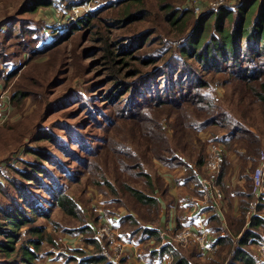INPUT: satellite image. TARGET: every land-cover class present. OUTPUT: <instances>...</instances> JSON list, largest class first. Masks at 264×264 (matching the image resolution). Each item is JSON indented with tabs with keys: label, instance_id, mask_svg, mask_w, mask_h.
Returning <instances> with one entry per match:
<instances>
[{
	"label": "trees",
	"instance_id": "trees-1",
	"mask_svg": "<svg viewBox=\"0 0 264 264\" xmlns=\"http://www.w3.org/2000/svg\"><path fill=\"white\" fill-rule=\"evenodd\" d=\"M68 1L26 0L27 4L22 11L35 14L40 9L50 8L51 10L46 11L47 18L52 23H58L52 8L64 5L68 7ZM190 7L191 0H101L96 9L82 15L66 28L68 33L66 30L58 32L54 27L51 35L58 34V38L50 46L37 50L42 40L38 36L33 37L30 28L23 34V38L28 46L30 42L35 41L33 49L36 51L32 53L43 56L50 49L53 50L61 40L69 39L74 32L82 28L94 30L96 41L100 43L98 51L102 53L101 59L108 67L105 70L106 75L109 81L119 84L118 88L106 97V100L110 101H113L111 97L116 91L120 93V97L129 89L121 92L123 82L118 83L117 72L122 65L127 69L128 75L139 77L142 73L141 66H155V71H159L169 64L164 57H170L178 64L177 70L183 68L188 71V77L172 82L171 86L161 91L163 97L156 99L152 105L145 106L142 113H132L129 117L122 116L121 113L116 115L115 120L122 124V129L126 127L127 133L114 140L110 148H107L108 155L103 160H107L108 167L111 168L109 174L112 176L107 179V175L104 176L100 168V180L96 182L95 188L106 198V216H113L115 213L107 204L114 209H126V214L118 221V231L126 236L127 240L140 244L143 248L140 258H147L150 264H154L163 255L162 248H155L162 244L160 209L161 203L168 200L169 191L167 180H162L156 171L154 174L148 169L153 168V165L155 168L157 163L169 169L183 166L185 170L182 181L187 186L197 183L198 178L189 161L185 163L183 160V157L187 159L185 150L191 152L193 149V123L190 119L184 120L182 114H176L174 121L168 117L183 109V106H193L194 111L199 114V120H209L210 126H219L221 131L232 133L228 137V132H225L227 137L222 135L221 142L228 150L237 151L240 166L242 164L239 175L243 183H234L231 174L232 163L228 161L220 143L224 159L216 185L225 195L227 212L222 222L217 215L210 214L212 208H209L206 211L209 214L204 220L209 231L216 237L217 250L211 256H203L192 244L182 248L168 242L161 247L171 253V264H259L255 255V240L264 232V218L256 216L251 218L247 225L245 223L249 203L253 200L249 173L257 165L262 149L261 136L258 135L260 132L264 134V0H234L233 5L221 4L220 8L208 10L197 19H194L195 14ZM115 29L120 30L122 36L110 42L109 31ZM131 35L138 36V45H142L137 50L142 49L144 45L150 47L155 41L162 44L175 41L178 46L176 49L153 48L150 54L146 55L144 52L143 57L137 58V64L131 66L125 59H130L133 55L124 54L123 58H118L117 52L110 48L112 42L120 45L128 41ZM118 64L120 66L115 69ZM218 73H225L229 81L233 82L231 96L239 106L249 109L256 105L260 108L255 109L257 113L260 112L255 119L246 116V125L234 118L232 124L223 122L224 112L216 104V96L211 89L213 83H210L208 78V75H211L214 79ZM13 76L15 70L10 71L7 78ZM4 77L6 78V75ZM25 95L27 97V92L25 94L18 90L10 97V103ZM248 101L252 102L251 106ZM196 102H202L203 105H192ZM231 125L235 128L230 131ZM169 128L172 130L168 134L166 129ZM47 138L50 140L49 136ZM24 151L33 157L29 160L35 162L28 164L29 160H22L25 170L18 169L17 173L28 187H32L38 184L39 175L44 177L46 174V170L41 168L38 169L37 175L32 172V169L41 165L39 157L45 156L43 152H37L34 146H28ZM190 156L189 154L188 158ZM204 163L201 159L195 160L198 168ZM245 171L248 172L247 176L244 175ZM8 185L18 191L27 187L22 184L15 185L12 181H9ZM102 186L104 191L101 190ZM42 190L45 191L44 188ZM20 199L23 210L20 206L12 205L9 208H0V252L6 257H18L16 264H33L37 259L40 242L50 241L49 236L47 240L44 239V229L33 223L40 216L48 218V214L43 213L41 207L33 204L26 196L22 195ZM234 200L235 215L232 212ZM54 203L63 213L72 219L75 217L80 222L74 234L82 236V247L72 251L73 256L80 258L78 264H113L103 256L94 255L103 248V245L93 239L96 217L94 216L95 222L88 223L84 217L76 216L74 211L78 207L77 198L72 194L61 192L54 197ZM263 205L264 200L258 210ZM179 228L177 225L176 230ZM24 235L29 237L26 244L23 242ZM27 244L31 245L32 249ZM183 250H186L187 254L182 253ZM71 261H74V257ZM125 261H122V264H125ZM6 264L15 263L10 261Z\"/></svg>",
	"mask_w": 264,
	"mask_h": 264
},
{
	"label": "rangeland",
	"instance_id": "rangeland-1",
	"mask_svg": "<svg viewBox=\"0 0 264 264\" xmlns=\"http://www.w3.org/2000/svg\"><path fill=\"white\" fill-rule=\"evenodd\" d=\"M74 1L69 0L68 7L64 5L52 8L53 16L58 22L52 23L46 13L51 10L50 8L40 9L35 14L23 13V7L27 4L26 0H0V94L5 97V103L0 99V118L4 119L0 121V208H9L12 205L20 206L23 210L20 196L24 195L33 204L40 206L43 213L48 214V218L40 216L33 223L44 229L45 240L48 236L50 237L49 242L44 240L40 242L37 259L33 261V264H74V261H71L74 257L72 251L82 247V236L74 234L80 222L75 217L72 219L71 216L63 213L55 205L54 197L61 192L67 195L72 194L77 198L78 207L74 211L76 216L84 217L85 222L88 223L95 222V216L96 223L93 228L97 230L102 226L101 217L109 216H106L104 212L106 198L95 188L96 182L100 180L98 170L101 168L104 176L107 175V179L112 176L111 173L109 174L111 168L108 167L107 160L103 159L107 157V148H110L114 140L127 133L126 127L122 129V124L115 120L116 115L121 113L122 116L129 117L132 113H140V111L142 113L145 106H150L156 99L163 97L161 91L171 86L172 82L188 77V71L183 68L177 70L178 64L174 63L175 59L171 60L170 57H164L169 64L159 71H155V66H141L142 73L139 77L128 75L124 65L118 64L115 65V69L120 66L117 74L118 83L123 82L121 92H125L126 88L129 89L120 97V93L116 91L111 97L113 101H110L106 100V97L116 90L119 84L109 81L106 75L105 70L108 67L101 59L102 53L98 51L100 43L96 41L97 36L94 35V30L82 28L74 32L66 41L61 40L53 50L50 49L43 56L33 54L32 52L36 51L33 49L35 41L30 42L28 46L23 38V34L29 28L32 30L33 37L38 36L42 40L37 49L41 50L57 41L58 34L51 35L54 27L58 32L59 30L65 32L66 28L78 18L101 4V0H91V2L81 0L77 5ZM219 1H222L224 5L234 4V0H192L190 8L201 4V12L199 11L194 19L208 10L218 8L210 3L219 4ZM78 9L82 11L78 13ZM120 32L116 29L109 31V41L122 36ZM131 36L128 41L120 45L112 42L110 47L117 52L118 58H123L124 54L133 55L130 59H125L131 66L137 64V58L143 57L144 52L146 55L150 54L153 48L176 49L178 46L175 41H166L164 44L155 41L150 47L144 45L142 49L137 50L142 45H138L140 44L138 36ZM13 70H15V76L7 78L8 73ZM208 78L209 82L213 83L211 89L216 96L212 94L216 104L224 112L223 122L232 124L235 119L246 125L248 122L246 116L255 119L260 114L255 111V109L260 110L256 105L245 109L246 106H239L237 101H234L231 96V88H234V85L225 73H218L214 79L208 75ZM224 80H226L225 83ZM18 90L25 94L27 92V97L26 95L22 98L17 97L10 103V97ZM248 102L251 106L252 102ZM200 103L203 105L202 102L192 103V105L198 106ZM193 108V106H183V109L168 116L174 121L176 114H182L184 120L190 119L193 123V137H195L193 149L191 152L188 149L185 150L187 159L183 157L184 162L189 161L198 178L203 170L202 166L196 167L195 160L201 159L205 162L208 146L221 143L228 161L232 163L231 174L235 180L234 183H243L239 175L242 164L240 166L237 151L228 150L221 142V136L227 137L225 132L228 131H221L219 126H210L209 120H199V114ZM229 128L231 131L235 127L231 125ZM171 130L166 129L168 134ZM260 133L258 136H261V153L264 150V134ZM230 135L232 133L228 132V137ZM28 146H34L37 152L45 154H43L45 157H39L41 165L32 169V172L37 175L38 169L41 168L46 170V174L44 177L39 175L38 184L32 187H28L17 173L18 169L25 170L22 160L33 158L24 151ZM189 154L191 156L188 158ZM33 162L35 160H29L28 164ZM155 168L153 165V168L148 171L151 173L156 171V174L161 179L167 180L168 184L171 181L167 185L168 191L179 190L176 187L178 181L174 172H179L185 167L169 169L157 163ZM247 173L245 171L244 175L247 176ZM9 181L15 185L22 184L27 187L21 191L14 190L8 185ZM182 184L183 187L190 189L183 181ZM101 190H105L103 186ZM193 192L188 196H196V192ZM223 196L222 207L227 206L225 195ZM107 207L115 211L113 215L122 217L126 214L124 207L114 209L108 204ZM98 209H101V213ZM1 218L0 210V220ZM28 238L24 235L25 244ZM27 245L32 249L31 245ZM102 245L106 246V242ZM54 250L59 251L60 254L55 256L52 253ZM63 253H67V257L62 256ZM182 253L187 254L186 250ZM18 260V257H6L0 252V264L10 261L16 264Z\"/></svg>",
	"mask_w": 264,
	"mask_h": 264
},
{
	"label": "built area",
	"instance_id": "built-area-1",
	"mask_svg": "<svg viewBox=\"0 0 264 264\" xmlns=\"http://www.w3.org/2000/svg\"><path fill=\"white\" fill-rule=\"evenodd\" d=\"M81 0H75L74 4H78ZM91 2V0H86ZM192 1V0H191ZM192 4V3H191ZM222 1L217 3H210L212 6H220ZM192 6V5H191ZM74 7V6H73ZM72 7V8H73ZM83 7V5L81 6ZM195 16L201 12L200 4L192 7ZM80 9L77 10L79 13ZM0 99L3 102L5 97L0 94ZM4 119H1L2 121ZM224 159L223 147L218 143L210 144L208 146V156L205 163L202 166L203 175L198 177L196 185V196L190 198V218L194 219L192 225L184 226L179 229H175L173 233L167 234L160 232L162 238V244L157 246L155 250L162 248L163 255L161 257V264H171V253L161 246H165V243L173 242L181 247H186L190 244L194 245L199 254L208 256L213 254L217 250L216 237L209 231L204 222V218H201L203 214V208L211 207L215 210L216 214L223 217V209L221 203L223 201V192L216 185L217 176ZM251 179V193L253 200L249 203V211L246 214V223L253 217L264 218V205L258 210L259 205L264 200V150L260 153L257 160V165L250 173ZM101 213V209H98ZM261 212V213H260ZM220 218V219H221ZM102 226L94 231L93 239L102 245L106 242V246H103L102 251L95 253V256H103L106 260L113 264H122L123 260H126L128 255V247L131 244L126 236L122 235L116 226V215L106 218L101 217ZM223 221V219H221ZM118 224V223H117ZM165 242H164V240ZM55 256L60 254L59 251L54 250L52 252ZM255 255L259 264H264V232L259 238L255 240ZM62 256L67 257V253H63ZM61 260L64 261L63 258Z\"/></svg>",
	"mask_w": 264,
	"mask_h": 264
},
{
	"label": "crops",
	"instance_id": "crops-1",
	"mask_svg": "<svg viewBox=\"0 0 264 264\" xmlns=\"http://www.w3.org/2000/svg\"><path fill=\"white\" fill-rule=\"evenodd\" d=\"M184 168L181 169L179 172H174L176 173V177H177V183H178V189L179 190H170L169 191V198H168V202H162L161 203V209H160V232L164 233L166 236L167 234H171L173 233V231L176 229L177 225L181 228L184 226H188V225H192L193 220L190 218V198L191 196H188L191 193H194L193 191H197L196 190V185L197 183H192L189 184L190 189L188 190L187 187H183L182 184V176L184 173ZM171 183V181H169V184ZM168 184V182H167ZM168 184V185H169ZM211 208V207H206L203 208V214H201V218H205L208 216L209 212L207 213L206 211ZM232 212L235 215L236 214V200H234L233 202V206H232ZM223 211V217L221 218L220 216H218V214H216L215 210L212 208L210 211L211 215H217L219 218L223 219L224 221V216L225 213L227 212V208L225 205H223L222 207ZM120 215H116V226H118V221L120 219L119 217ZM222 221V220H221ZM222 221V222H223ZM164 240V239H163ZM129 241V240H128ZM131 244L129 245L128 252H127V259L125 261V264H150L149 259L147 258H140V254L143 251V248L140 244H136L133 241H129ZM165 242V240H164ZM162 257V256H161ZM80 258H78L77 256L74 255V264H78L79 263ZM124 261V260H123ZM154 264H161V258L157 259L155 261Z\"/></svg>",
	"mask_w": 264,
	"mask_h": 264
}]
</instances>
